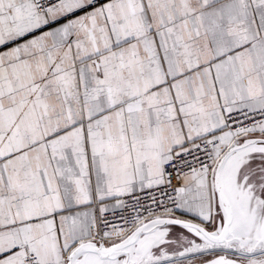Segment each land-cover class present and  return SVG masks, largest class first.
<instances>
[{
    "label": "snow or ice",
    "instance_id": "obj_1",
    "mask_svg": "<svg viewBox=\"0 0 264 264\" xmlns=\"http://www.w3.org/2000/svg\"><path fill=\"white\" fill-rule=\"evenodd\" d=\"M0 264H264V0H0Z\"/></svg>",
    "mask_w": 264,
    "mask_h": 264
}]
</instances>
